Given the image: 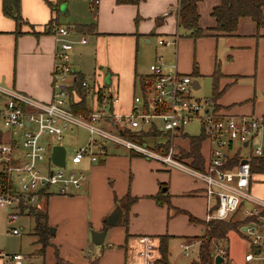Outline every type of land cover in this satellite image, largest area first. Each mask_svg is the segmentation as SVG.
Returning a JSON list of instances; mask_svg holds the SVG:
<instances>
[{"label": "crops", "instance_id": "obj_1", "mask_svg": "<svg viewBox=\"0 0 264 264\" xmlns=\"http://www.w3.org/2000/svg\"><path fill=\"white\" fill-rule=\"evenodd\" d=\"M19 1L20 14L24 20L20 25L2 12L0 0V85L41 101H49L52 97L51 73L57 48L52 33L44 30H50L53 25H61L57 21V12L60 5L67 12V0L62 3L57 0ZM219 1L197 2L199 26L205 34L192 38L180 35L182 33L178 31L177 0H139L137 3L92 0L91 4L95 8L89 23H94L93 29L88 33L77 31L76 25L86 22H75L73 28L80 36L91 34L100 41L99 68L105 69L97 73L95 71L93 77L102 80L118 96V102L114 106L117 110L129 108L141 76L148 73V65L158 58L167 69L175 64L177 70L191 75L192 93L194 89L201 87L200 80L209 83L208 97L226 113L264 117V22L257 27L253 19L241 16L233 33L215 35L214 31L208 29L215 23L211 10ZM66 26L71 28L70 25ZM107 36L109 39L117 38V45L110 46L111 40L106 42ZM70 65L76 71L77 66L72 61ZM106 76H109V83ZM205 96L207 95H202ZM5 101L6 95L0 92V110ZM84 103L86 107H91L90 96H85ZM22 130L16 128L10 133L2 125L0 115V140H8L10 137L19 140ZM182 131V138L188 141L189 137L201 133L200 127L196 134L188 135L184 128ZM87 137L88 134L86 140ZM182 138H177V141H184ZM46 139L48 138L43 140ZM183 143L186 144L185 141ZM53 144L56 143L53 142L51 146ZM58 144L64 146L61 141ZM206 148V140H200L198 153L201 160L195 163L199 169L203 168L202 154ZM50 154L51 149V161ZM183 155L189 161L191 155ZM250 159L252 175L247 189L253 195L264 198V157L251 155ZM147 160L123 148L111 146L107 155L97 162L83 158L75 166L87 176L79 188L68 194L43 193L33 203L46 213L50 232L46 245L42 247L38 236L32 232L35 243L32 250L26 253L20 247L5 250L8 253H22L24 257L21 264H144L143 237L146 236L151 254L156 250L151 257L152 262L148 264H161L158 236L167 235V250L169 237L180 235L185 237L181 238L184 242L200 236L197 235L199 229L203 231L205 224L196 219H205L207 204L200 181L178 169H172L178 175L177 179H171L170 175L163 176L162 171L170 169L158 162L164 168L154 167L153 170L149 168ZM140 171L144 175L142 181L138 179ZM167 171L165 173L168 174ZM159 191H168L169 195L177 196L172 200L171 212L178 213L176 217H181L184 229L190 225L197 227L196 234L182 235L183 233L174 231L160 233L161 229H155L157 223L160 225L158 216L163 215V208L156 207L155 200L146 196ZM127 193L136 196L137 201L132 202L124 215H121L120 223L107 226L102 242L93 243L90 230H101L106 224V216L115 208V201ZM195 200L201 201L200 214L195 212ZM143 205L153 211L146 212ZM27 215L33 218L28 213L20 214L19 217ZM189 215L192 219H189ZM234 215H240L236 220L245 218L240 211L230 217ZM20 227L22 230L23 226ZM236 231L242 232L241 229ZM151 244L153 247H150ZM193 244L195 243L192 242L191 245ZM247 244L249 248L248 241ZM189 248L190 246L187 253ZM225 248L226 254L220 264L228 263V248ZM168 254L169 252L167 261ZM0 264L14 263L9 259H0ZM230 264L236 263L230 261ZM244 264L258 263L244 259Z\"/></svg>", "mask_w": 264, "mask_h": 264}, {"label": "built area", "instance_id": "obj_2", "mask_svg": "<svg viewBox=\"0 0 264 264\" xmlns=\"http://www.w3.org/2000/svg\"><path fill=\"white\" fill-rule=\"evenodd\" d=\"M68 31L67 26L50 27L57 50L49 101L0 85V92L6 95L0 110L2 125L10 133L16 128L23 129L19 140L12 137L0 140V206L9 209L8 221L26 213L21 205H33L40 194H68L79 188L87 176L75 166L83 158L97 162L107 155L109 146L120 147L155 160L166 168L181 170L200 181L207 204L204 220L228 219L237 211L244 217L253 218L242 225L244 229L239 227L249 243L244 259L264 264V198L247 189L252 175L250 156L264 154L263 144L257 141L264 131V117L226 113L212 98L194 96L191 75L177 70L175 64L167 69L158 58L148 65V73L141 76L129 108L117 110L114 106L118 96L111 87L96 77L86 79L71 67L69 56L73 43L64 39ZM74 86L90 96L88 110L73 111L70 108ZM193 121L198 122L202 139L207 142L202 154V169L192 165V156L188 161L183 155L188 154L190 144L183 143L186 138H182V130L185 124ZM68 124L85 129L88 137L69 155L74 167L65 169L66 155L65 163L56 165L49 160V152L53 142L61 141ZM146 131L160 134L151 142L138 141L127 135H140ZM48 136L54 137V141L51 142ZM44 138L48 139L44 141ZM177 138L184 141H177ZM248 146L250 149L244 151ZM234 156L237 160L233 164ZM9 232L22 233L15 226H9ZM143 242V263L148 264L151 252L146 236ZM191 244H181L185 254ZM213 251V257L226 254V248L218 244L214 245ZM23 257L20 252L0 250V258L12 260L14 264H21Z\"/></svg>", "mask_w": 264, "mask_h": 264}, {"label": "rangeland", "instance_id": "obj_3", "mask_svg": "<svg viewBox=\"0 0 264 264\" xmlns=\"http://www.w3.org/2000/svg\"><path fill=\"white\" fill-rule=\"evenodd\" d=\"M92 0H67V12L63 10V6L60 5V10L57 12V21L61 24L60 26H66L70 25V29L68 31V34L64 37V39L70 40L73 43V50L70 53L69 61L71 63H74V65L77 66L76 72H80L83 77L86 79H92L93 74L96 71L99 72L102 69H105V67L99 68V62H98V48L101 46L100 41H97L95 36L91 34H85L84 39L80 38V34L75 31L73 26L75 25V22H86L89 23L92 20V10L95 8L92 4ZM62 6V7H61ZM93 6V7H92ZM179 33L181 29H178ZM51 34V32H50ZM107 36L106 42L108 40L110 41V46L112 44L117 45V38ZM113 40V42H112ZM169 43V42H168ZM167 43V44H168ZM141 56H139V60H141ZM202 82L201 87L199 89L193 90V95L197 97H202L203 94L210 96V90L208 92L209 83H205L204 81L200 80ZM101 126H106L105 123H100ZM185 130H187V134H196L199 131V125L197 121L189 122L184 125L183 127ZM87 131L81 127H78L73 124H68L66 129L62 132V139L61 142L64 144L66 148V165L64 166L65 169H70L74 167V165L69 160V155L71 152L80 146H82L86 141ZM50 138L51 142L54 141V137L48 136ZM261 144L264 146V131H262L258 137V140ZM187 144V140L185 141ZM250 149V146L244 149L248 150ZM125 150V149H124ZM144 160H147L146 158L142 157ZM147 164L149 168H160L163 169L164 167L162 165H159L158 162L155 160H147ZM158 165V166H157ZM151 166V167H150ZM140 168L138 167L137 170ZM154 170V169H153ZM167 170H163L162 172L164 175H170L171 179H177L178 175L174 173V170L170 169L167 173H165ZM138 179L140 181L144 180L143 172L140 171L138 175ZM166 181V180H165ZM167 184V183H166ZM164 183V185H166ZM163 186V185H162ZM160 195L165 196L167 195L166 199L167 201L163 199L162 203L158 204V201L155 200L154 197L151 195H148L146 197L153 198L155 200V203H157L155 206L159 208H163V215H156L159 219V224H156L155 229H161L160 233H171L170 231H174L175 233H183L182 235H193L196 234L198 231V228L190 225L189 228L184 229L181 221V217H176L178 213L176 214L175 211L171 212L172 209V200L176 198L177 196H171L169 195L168 191L159 192ZM139 198V197H138ZM137 201V198H136ZM196 209L195 212L200 214L202 211V204L201 201L195 200L194 201ZM143 209L146 212H151L149 207L143 205ZM8 212L9 209L0 206V250L3 252H7L5 249H15L19 248L22 252L26 253V251L32 250L35 246L34 244V236H33V226H34V220L31 216H21L13 221H8ZM236 213V212H235ZM240 215H234L232 217H229L230 220H236V217H239ZM206 221V220H204ZM9 226H15L17 228H21L20 226H23L22 233L19 235L17 234H11L9 232ZM204 230L199 229V233L197 235L203 234ZM180 235L169 237L168 239V261L169 264H188L192 259H196L197 257V245L199 241L201 240V237H192L189 239H186L184 242L186 243H192L195 244L190 245V248L188 250L187 254H184L185 251L182 248L181 244L183 243ZM225 238H213L211 241V248H214L215 244L218 245H224L228 248V263L223 262L221 264H230V261H234L236 264H244V253L249 250L247 241L248 239L245 237L244 233H239L234 230H229L227 234L226 240ZM153 242V239H150V243ZM150 247H153V244L150 245ZM154 251V250H153ZM156 251V250H155ZM154 251V252H155ZM153 252V253H154ZM151 254V257L154 256V254ZM156 254V253H155ZM2 259V258H0ZM152 262V259L150 260Z\"/></svg>", "mask_w": 264, "mask_h": 264}, {"label": "trees", "instance_id": "obj_4", "mask_svg": "<svg viewBox=\"0 0 264 264\" xmlns=\"http://www.w3.org/2000/svg\"><path fill=\"white\" fill-rule=\"evenodd\" d=\"M62 3L66 0H57ZM139 0H115L116 3H137ZM200 0H177V25L181 29L180 35L190 36L192 38L199 37L205 34L202 28L199 26V14L196 8L197 2ZM20 1L19 0H2V12L12 17L15 22L20 25L23 22V18L20 14ZM264 0H220L218 4L214 5L211 10V15L214 18V25L208 30L214 31L215 35L218 34H231L236 28L238 18L241 16H248L253 19L258 26H261L264 22L263 15ZM94 23H79L76 25L77 31L81 33H88L93 29ZM44 31H50L49 28ZM34 32V31H33ZM37 34V32H34ZM72 96L69 106L73 111H85L89 108L84 103L85 93L83 89L78 86H74L71 89ZM160 132L146 131L140 135H134L127 133L128 137L136 139L138 141L151 142L153 138ZM203 134L200 133L197 136L189 137L190 149L188 154L192 156V164L196 167L195 163L200 162L201 158L198 153L199 142L202 140ZM264 157V154L261 155ZM237 158L234 156L231 163H235ZM161 192V191H159ZM152 195L159 203L165 201L167 195L163 196L159 194ZM136 196L125 194L123 198L115 201V206H119L122 215L127 211L132 202L136 200ZM22 210L25 209L26 213L31 214L34 219L33 233L38 236L42 247L46 245L47 238L50 235L49 227L46 220V213L36 204L33 205H21ZM189 219L192 217L189 215ZM253 219L251 217H245L242 220H230V219H215L211 218L207 221L196 219V221H202L205 224L204 232L201 240L198 243L197 258L192 259L188 264H214L213 261V247L211 248V241L213 238H226L227 232L231 229H238L248 220ZM167 235L158 236V250H159V262L161 264H168L167 261Z\"/></svg>", "mask_w": 264, "mask_h": 264}, {"label": "water", "instance_id": "obj_5", "mask_svg": "<svg viewBox=\"0 0 264 264\" xmlns=\"http://www.w3.org/2000/svg\"><path fill=\"white\" fill-rule=\"evenodd\" d=\"M106 81L109 83V76H106ZM50 159L56 165H63L65 163V147L62 144H53L51 146ZM121 210L119 206H115L114 210L108 214L105 218L106 224L101 230H90V238L93 243H100L105 237V232L108 225H114L121 221ZM244 229V226H242ZM256 251V250H255ZM222 256L220 254L214 255V264H220Z\"/></svg>", "mask_w": 264, "mask_h": 264}]
</instances>
